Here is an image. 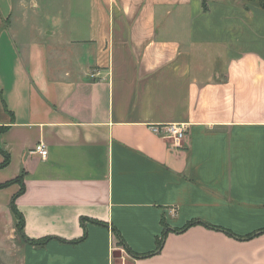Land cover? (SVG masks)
Listing matches in <instances>:
<instances>
[{"label":"crops","instance_id":"crops-1","mask_svg":"<svg viewBox=\"0 0 264 264\" xmlns=\"http://www.w3.org/2000/svg\"><path fill=\"white\" fill-rule=\"evenodd\" d=\"M0 147V264H264V0H0Z\"/></svg>","mask_w":264,"mask_h":264},{"label":"trees","instance_id":"trees-1","mask_svg":"<svg viewBox=\"0 0 264 264\" xmlns=\"http://www.w3.org/2000/svg\"><path fill=\"white\" fill-rule=\"evenodd\" d=\"M0 150L5 154L6 158H5L4 162L6 163L8 161V159H9V155L1 147H0ZM17 180L21 181L22 178L19 177ZM13 210H14V213H15V215L17 217V228H18L19 232H21L22 236L25 239L30 240V242H32V243H34L36 245H44V244H46V242H48V240L51 239V237H45V238H42V239H39V240H34V239L28 238L25 235V233H24V222H25L24 216H23V214L20 211H18L16 209L14 203H13ZM83 222H84V219H83ZM193 224H195V222L189 223L187 226H190V225H193ZM163 225H164L163 233H162L161 237H159L158 240H157V249L155 250V252H158V251H160L163 248L165 238L167 236V233L170 230L165 221H163ZM113 231H114L119 243L122 244L124 247H126V249L129 250V252H130L131 249H129V247L126 245V243H125V241L123 239V236L121 235L120 231L116 227L113 228ZM155 252L146 253V254L139 255V256L148 257V256L154 254Z\"/></svg>","mask_w":264,"mask_h":264},{"label":"built area","instance_id":"built-area-1","mask_svg":"<svg viewBox=\"0 0 264 264\" xmlns=\"http://www.w3.org/2000/svg\"><path fill=\"white\" fill-rule=\"evenodd\" d=\"M157 130H164L169 136H171L175 141L182 142L187 138V129L183 124H167L164 126H158ZM48 148L44 143L38 144L35 149H33V153H37L41 155L43 158H47L48 156Z\"/></svg>","mask_w":264,"mask_h":264},{"label":"water","instance_id":"water-1","mask_svg":"<svg viewBox=\"0 0 264 264\" xmlns=\"http://www.w3.org/2000/svg\"><path fill=\"white\" fill-rule=\"evenodd\" d=\"M115 255H116V256H121V252H120V251H117V252L115 253Z\"/></svg>","mask_w":264,"mask_h":264}]
</instances>
